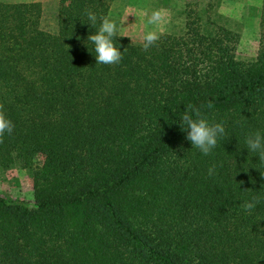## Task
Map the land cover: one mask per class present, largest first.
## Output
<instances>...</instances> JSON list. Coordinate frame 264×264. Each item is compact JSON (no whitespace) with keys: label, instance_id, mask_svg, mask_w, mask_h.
Segmentation results:
<instances>
[{"label":"trees","instance_id":"trees-1","mask_svg":"<svg viewBox=\"0 0 264 264\" xmlns=\"http://www.w3.org/2000/svg\"><path fill=\"white\" fill-rule=\"evenodd\" d=\"M109 2L59 0L55 33L39 3H0L14 124L0 169L27 172L33 196L0 197V264H264V164L246 145L264 134V7L250 62L236 33L188 16L148 51L117 34L123 59L103 65L85 10L106 16ZM188 104L225 127L207 156L181 127Z\"/></svg>","mask_w":264,"mask_h":264},{"label":"rangeland","instance_id":"rangeland-1","mask_svg":"<svg viewBox=\"0 0 264 264\" xmlns=\"http://www.w3.org/2000/svg\"><path fill=\"white\" fill-rule=\"evenodd\" d=\"M36 2L41 5V27L50 33L57 30L59 0H0V3ZM108 15L118 26L117 34L132 43H142L147 26V14L162 9L165 22L160 35H180L185 20L200 16V26L205 31L227 28L238 35L235 56L238 61L254 60L258 50L259 19L264 0H110ZM0 197L9 201L32 204V181L20 169H0Z\"/></svg>","mask_w":264,"mask_h":264},{"label":"clouds","instance_id":"clouds-1","mask_svg":"<svg viewBox=\"0 0 264 264\" xmlns=\"http://www.w3.org/2000/svg\"><path fill=\"white\" fill-rule=\"evenodd\" d=\"M85 14L93 26L99 19V27L95 34L88 36V41L94 45V52L97 64L116 65L123 59V53L114 44V38L117 36L118 26L110 15L100 16L93 11L86 9ZM147 26H151L142 36V47L144 51H148L160 38L159 29L165 22V13L162 9L152 10L147 14ZM127 49H125L126 51ZM124 51V52H125ZM214 105L210 101L207 108L211 109ZM2 109V105H0ZM186 111L181 117L182 129L187 132L186 139L191 142L193 148L198 149L205 156L209 155L216 147L218 138L225 135V127L223 123L210 122L203 114L200 108L188 104ZM14 130V124L10 119H7L3 111L0 110V137L7 132L9 135ZM2 142V139H0ZM247 149L256 153L259 156V162L264 164V134L260 131L250 132L246 137ZM216 166L213 165L208 169V175L215 174ZM264 178V172H261ZM243 183V182H241ZM258 199L244 202L241 207L246 211L251 212L256 207Z\"/></svg>","mask_w":264,"mask_h":264}]
</instances>
